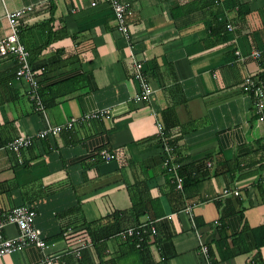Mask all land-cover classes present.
Here are the masks:
<instances>
[{
    "label": "crops",
    "instance_id": "0c3cea01",
    "mask_svg": "<svg viewBox=\"0 0 264 264\" xmlns=\"http://www.w3.org/2000/svg\"><path fill=\"white\" fill-rule=\"evenodd\" d=\"M126 1L130 44L115 28L107 0H0V37L8 31L5 7L34 5L20 19V39L40 86L60 81L79 86L46 109L51 124L72 116L78 121L23 148L20 162L7 141L36 133L44 120L33 110L26 83L13 77L17 62L0 57V211L31 206L47 242L45 251L28 244L4 254L0 264H48L49 257L50 264H102L114 257L117 264H141V256L147 264H206L198 247L200 240L216 237V200L235 195L224 188L243 195L250 227L264 222V122L257 119L252 94L242 88L249 75L264 89V52L239 59L264 44V0ZM229 23L235 25L232 31ZM131 52L153 88L148 101L133 100L138 83ZM107 106V118L81 119ZM157 118L174 159L182 158L181 166L197 174L189 196L178 198L171 190ZM102 148L115 157L101 159ZM136 182L146 184L164 212L156 218L161 232L149 234L140 254L115 235L111 223L115 212L137 201ZM187 204L191 214L183 210ZM140 221L151 220L145 215ZM227 221L230 231L240 230L237 216ZM69 222L76 228L62 236ZM84 224L99 229L96 242L77 257L75 247L90 241ZM17 233L14 224L4 229L6 236ZM243 237L247 251L233 245V256L216 264H264V245L257 249L249 230Z\"/></svg>",
    "mask_w": 264,
    "mask_h": 264
},
{
    "label": "built area",
    "instance_id": "2783aa9c",
    "mask_svg": "<svg viewBox=\"0 0 264 264\" xmlns=\"http://www.w3.org/2000/svg\"><path fill=\"white\" fill-rule=\"evenodd\" d=\"M3 1V0H2ZM111 6L114 18L115 28L123 35L127 43L130 44V31L127 25V16L129 13V2L126 0H107ZM92 5L95 2L91 3ZM33 4L22 5L15 9L9 10L5 7L4 16L7 20L8 31L6 34L0 37V57L11 56L17 62V68L15 70V77L24 81L27 85V97L31 103L35 104L34 108L43 117L44 124L34 134L16 135L6 143L8 150L14 152L18 158V161L22 162L20 158V152L23 148H27L35 143V141L46 138L49 135H57L63 129H68L78 121V117L72 116L67 118L62 124H51L49 121L46 108L42 104L39 96V81L37 72L31 67L29 61V50L20 39L21 25L20 19L25 13L33 9ZM227 30L232 31L235 27L233 24L226 25ZM239 54L238 51H235ZM264 52V44L260 47L252 49L247 55H240L239 59L244 60L247 57L259 58ZM133 77L137 80L138 88L133 96L134 101H148L153 88L147 80L143 72V64L141 60H138L131 52ZM242 88L245 91H249L253 96V103L257 119L264 122V89L257 84L249 75H246L243 79ZM110 107L96 108L91 111L83 113L81 119L84 121H91L97 118H107L109 116ZM156 138L163 151L162 167L170 174V179L174 183L176 190L181 191L183 187V176L179 173L180 162L174 159L173 146L171 145L168 136L165 134V129L162 121L156 119ZM99 156L104 160L113 159L114 153L109 152L106 148L99 150ZM225 194L234 193L239 194L238 189L224 188ZM192 205L187 204L183 210L191 214ZM36 211L31 206L19 205L14 206L6 211H0V256L11 253L17 250H21L25 245L33 244L41 251H45L47 242L41 236V230L35 225ZM8 224H14L18 233L16 236H6L4 229ZM194 225V223H193ZM67 231H72L67 229ZM66 231V233H67ZM150 231L149 234H154L156 228L154 224L139 223L124 229H121L115 233L120 239L137 237L136 247L140 246V243L144 235ZM90 241L80 242L74 251L75 256L80 255V250L83 247L88 246ZM198 253L204 258L206 264H215L208 253V245L206 241L200 240ZM52 258L46 259V263L50 264Z\"/></svg>",
    "mask_w": 264,
    "mask_h": 264
},
{
    "label": "trees",
    "instance_id": "16d2710c",
    "mask_svg": "<svg viewBox=\"0 0 264 264\" xmlns=\"http://www.w3.org/2000/svg\"><path fill=\"white\" fill-rule=\"evenodd\" d=\"M230 2H231L230 3L231 5H236L239 3V0H231ZM52 11H53V3L50 2V13H52ZM211 31L215 32V30L212 27H211ZM30 55L31 54L29 52V61L31 59ZM16 68L17 67H15L13 71V77H15ZM37 77L39 81L38 93L42 101V104L44 105L46 109L56 104L57 101H59V99L62 98L63 96L68 95L70 92L76 91L79 87L76 84L72 86H68L69 85L68 81H60L48 87H41L38 74H37ZM32 105H33L34 112L40 114L38 111L35 110L34 108L35 104L33 103ZM164 113L165 111L162 114ZM170 143L171 145H173L172 142ZM173 154H174V151H173ZM178 160L181 162L182 158H179ZM200 165H202V163ZM193 172H195L193 168H190L189 166L180 165L179 173L183 176L182 190L177 191L174 188V184L171 185V190L175 192L176 196L178 195L177 196L178 198H181L182 195L189 196L191 194L190 191L193 190V188L196 189L195 187L197 186L198 177H197V174ZM145 185H146L145 183L136 182L135 187L137 188V193H138L137 201H132L131 208L127 210L117 211L112 215L111 223L112 225L117 227L118 231L126 227L135 225V224L145 223V222H141L140 218L142 216L148 215L151 221H148L147 223L154 224L156 228V232L153 234V236L154 237L156 235L158 236L159 232H161L162 227L160 228V225L162 224L160 223V221H156V218L164 215V212L160 208V204L158 200L151 198L149 190L145 187ZM243 199H244L243 195L241 194H238V195L232 194V195L224 197L223 199L216 200V205L218 206V208H220V217L215 226L216 227V237L212 241L207 243L209 256L212 258V261L215 264L217 262L227 260L233 256V252L231 249V246L233 245L237 246L240 252L247 251V246L245 243V239L243 237L244 231L249 230L252 233V236L255 240V246L257 249L260 248V246L264 245V222L255 227H250L248 225L247 221L244 218ZM232 215L237 216L238 221L241 223V228L239 231H236V232L230 231V224L227 221V218ZM198 223L199 222L197 220L196 224ZM75 224L76 222L65 223L61 229L62 236L63 235L65 236L67 229L73 230L75 227L74 226ZM84 226H85V231L89 237V240L91 244H93L94 242H96L94 230L97 228L99 229V227L98 226L94 227L93 224H84ZM163 227L166 228L167 225H163ZM109 231H112V227L111 228L109 227ZM149 233L150 231H148L144 235L139 247H136V242L138 241L137 237L126 238V239H123V240L121 239V240L124 243H126L132 251H136L137 253L140 254V250L146 244V240L149 236ZM97 249L100 252L98 247ZM140 260H142V262H140L141 264H147L144 262V259L142 256L140 257ZM102 264H117V259L114 257L107 261H102Z\"/></svg>",
    "mask_w": 264,
    "mask_h": 264
}]
</instances>
